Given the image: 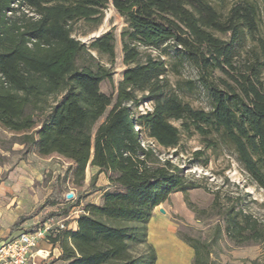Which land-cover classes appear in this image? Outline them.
Here are the masks:
<instances>
[{
    "label": "trees",
    "instance_id": "obj_1",
    "mask_svg": "<svg viewBox=\"0 0 264 264\" xmlns=\"http://www.w3.org/2000/svg\"><path fill=\"white\" fill-rule=\"evenodd\" d=\"M212 1L225 0H0V129L12 134L23 154L68 160L74 185L89 166L95 169L91 186L98 174L107 179L93 189L101 191V202L82 206L75 230L49 236L64 264H155L146 242L152 210L175 192L210 191L160 156V148L177 149L182 135L201 142L190 154L201 167L209 159L205 150L227 148L264 190V0H236L226 11ZM109 7L125 23L119 39L125 69L114 94L101 90L113 73L93 52L112 63L115 35L105 32L87 44L73 36L75 22L96 28ZM245 35L255 48L242 56ZM164 44L178 65L187 62L196 71V80L186 82L205 91L207 109L171 89L164 60L141 58V47ZM146 101L151 109L138 112ZM56 184L44 202L63 199L53 214L62 216L80 202L77 196L65 200ZM212 195L211 208L232 239L261 241L264 229L250 213L235 209L230 198L223 203L218 190ZM186 242L193 264H211L208 243Z\"/></svg>",
    "mask_w": 264,
    "mask_h": 264
},
{
    "label": "rangeland",
    "instance_id": "obj_2",
    "mask_svg": "<svg viewBox=\"0 0 264 264\" xmlns=\"http://www.w3.org/2000/svg\"><path fill=\"white\" fill-rule=\"evenodd\" d=\"M234 1L236 0L212 1V3L216 8L226 11ZM104 16L102 23L96 28H92L81 20L75 22L73 36L87 44L105 32L110 31L115 35V58L112 63L107 55L93 52V55L109 67L113 73L112 80L101 82V90L106 94H114L117 81L120 80L121 72L125 69L119 40L121 29L125 23L123 18L111 7L104 11ZM261 32L264 36V31ZM216 34L223 39L227 38L219 33ZM241 41L238 50L242 56H245L250 49L255 48V43L247 35ZM139 50L142 59L149 54L164 60L168 71V85L171 89L178 90L182 99L190 102L196 108L207 109L209 107L205 91L201 87L190 89L189 83L186 82L187 80H196V71L187 62L178 65L168 44L157 48L141 47ZM150 109L151 102L149 101L137 107V111L141 113ZM174 124L178 125L177 122ZM15 142L16 140L10 132L0 129V190L2 187L5 189L0 193V211L8 212L2 227L0 226L2 230L10 226L14 219H19L11 212L16 211V202L19 203V208L25 216L32 214L37 209L36 217L39 222L50 218L58 220L62 217L68 222L73 215L78 214L75 213L78 205L71 208L67 214L55 216L53 214L60 208L59 204L61 203L52 204V199H48L45 204L44 201L51 196L52 186L56 181V188L60 193L72 192L73 198L69 201L74 200L77 196L81 207L86 203L98 204L101 202V191H93V189L101 188L106 184L105 174H98L91 186V176L95 170L89 166L85 169L83 182L74 185L71 173H66L69 165L68 160L55 154L46 155V157H39L33 153L23 154L21 147ZM201 148V142L196 135L188 137L182 135L180 146L177 149H158L161 157L170 158L173 163L182 167L187 176L198 180L201 184H207L210 191L189 189L185 194L175 192L168 197V200L152 210L146 224V242H149L154 248L155 256H157L155 264L158 263L162 247V244L157 241V234L159 239L163 237L177 242L186 250L189 255L186 264H193L194 258L193 249L186 242L190 239L209 244L211 264H264V234L259 242L238 243L226 233L220 212L211 208L212 192L218 190L223 203H226L225 200L230 198L235 209L250 213L264 229V190L250 182L238 165L235 156L227 148L221 147L215 152L205 150L204 154L209 159L207 165L201 167V161L190 156L192 151ZM61 202L65 205L63 199ZM161 208L163 212H160ZM32 218L25 219L21 222L20 227H32ZM139 249L141 247H138ZM40 264L43 263L40 262ZM158 264H161V260Z\"/></svg>",
    "mask_w": 264,
    "mask_h": 264
},
{
    "label": "built area",
    "instance_id": "obj_3",
    "mask_svg": "<svg viewBox=\"0 0 264 264\" xmlns=\"http://www.w3.org/2000/svg\"><path fill=\"white\" fill-rule=\"evenodd\" d=\"M82 212L83 210L78 208L75 213ZM66 227L65 218L62 220L50 218L37 223L32 229L21 230L18 235L1 241L0 264H35L33 259H30V255L38 243L48 241L49 236H55ZM35 253L43 257L48 255L42 249H36Z\"/></svg>",
    "mask_w": 264,
    "mask_h": 264
},
{
    "label": "crops",
    "instance_id": "obj_4",
    "mask_svg": "<svg viewBox=\"0 0 264 264\" xmlns=\"http://www.w3.org/2000/svg\"><path fill=\"white\" fill-rule=\"evenodd\" d=\"M106 183H107V181H106ZM1 189L2 190H0V193H2V191L5 190L4 187H2ZM100 196H101V194H100ZM16 203H17V205L15 206V210L16 211L15 212L14 211H11V212H13V214H15V217L16 218H19V219L18 220L17 219H14V221H11V223H10L11 225L8 226L7 228H4L3 229L4 231L2 230V228H0V242L1 241H5L8 238H11V237H14V236L18 235L21 230H24V229H32L34 227V225H36L37 223H39V221H38V219L36 217L37 216V213H35L33 216H31V217H33L31 219L33 226L32 227L21 228L20 227L22 225L21 222L25 221V219L27 220L28 218H24V219H22L18 223V221L20 220V217H25V215L21 212V210L19 208V205H18L19 203L18 202H16ZM80 205H78L77 207L79 209H82V207ZM62 206H63V203L59 204V207L60 208H62ZM7 215H8V212H6V211H4V212L0 211V226L1 227H2V224L4 223L5 218H6ZM29 215H27V216H29ZM77 215L78 214L73 215L71 217V220L70 221H68V222L65 221L66 226H67L66 229H69V230H75L76 229V220H77V217H78ZM31 217H29V218H31ZM62 218H60L58 220H62ZM16 223H18V225L17 226H14ZM36 249H42L48 255L46 257L39 256V255H37L35 253V250ZM60 254H61V249H60L59 245H57V244L53 245L52 243H50L48 241H40L38 243V246L32 251V253L30 255V257H31L30 259H33V261H34L35 264H40V262H42L43 264H64L60 259H58V257L60 256Z\"/></svg>",
    "mask_w": 264,
    "mask_h": 264
},
{
    "label": "bare ground",
    "instance_id": "obj_5",
    "mask_svg": "<svg viewBox=\"0 0 264 264\" xmlns=\"http://www.w3.org/2000/svg\"><path fill=\"white\" fill-rule=\"evenodd\" d=\"M157 241L162 244L161 257L159 256L158 263L161 260V264H186L189 255L177 242L175 243L163 237L159 239L158 234Z\"/></svg>",
    "mask_w": 264,
    "mask_h": 264
},
{
    "label": "water",
    "instance_id": "obj_6",
    "mask_svg": "<svg viewBox=\"0 0 264 264\" xmlns=\"http://www.w3.org/2000/svg\"><path fill=\"white\" fill-rule=\"evenodd\" d=\"M64 197H65V199L70 200V199L73 198V193L72 192H67V193H65ZM160 212H163L162 208L160 209Z\"/></svg>",
    "mask_w": 264,
    "mask_h": 264
}]
</instances>
